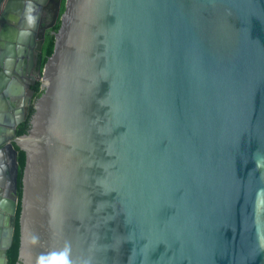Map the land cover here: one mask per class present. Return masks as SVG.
<instances>
[{"label":"water","instance_id":"water-1","mask_svg":"<svg viewBox=\"0 0 264 264\" xmlns=\"http://www.w3.org/2000/svg\"><path fill=\"white\" fill-rule=\"evenodd\" d=\"M54 1L30 129L0 118V264L14 143L17 264H264V0Z\"/></svg>","mask_w":264,"mask_h":264},{"label":"flooded vegetation","instance_id":"flooded-vegetation-1","mask_svg":"<svg viewBox=\"0 0 264 264\" xmlns=\"http://www.w3.org/2000/svg\"><path fill=\"white\" fill-rule=\"evenodd\" d=\"M8 1L9 0L0 1V56L3 57V59L0 58V88L3 87L0 95H5V91H7V87L9 86L13 87L17 85L22 87V90L15 98H9L12 99V102H9L8 99H5L7 107H0V118L5 121L6 118H8V115H11V119L15 121L20 120L16 126V133L14 136V139H16L22 136L17 135V129L27 120L30 109H34V103L37 99L35 97L34 88L37 83H40V90L42 91L41 81L37 78L39 72L43 69L40 65V58L43 45L45 43V37L48 32H53L52 25L56 14V9L53 11L49 10L50 3L54 0H47L45 5L40 8V10L38 7L39 3L35 2V0H21L22 2L20 1L18 4L13 3L10 8L8 6ZM7 9L10 10L8 14ZM4 15L7 18L6 21L11 23L10 25L12 30L16 32L19 38L21 35V43L25 49V53H23V55H25L21 67H18V63H16L15 59H12V56L10 59L8 58L12 54H10V51L8 50V42L5 41V43L3 41V38L6 37V34H4L3 30L5 27L1 26V23L3 22L2 17H4ZM30 17L32 18L31 20L29 19ZM24 31L27 34L23 35L22 38V33ZM18 36L14 37L15 42L17 41L16 43H13L14 46L18 45L19 43ZM12 38L13 37L11 36L9 39L13 42ZM41 41H43L41 45L42 48L39 50L38 47ZM15 53H17V50ZM18 68L19 70L16 72V74H18L16 75L15 71ZM30 90L33 91L31 99H29ZM5 128L6 131L4 134L9 135V126L6 125ZM16 146L18 147V145L14 143L15 149Z\"/></svg>","mask_w":264,"mask_h":264},{"label":"trees","instance_id":"trees-1","mask_svg":"<svg viewBox=\"0 0 264 264\" xmlns=\"http://www.w3.org/2000/svg\"><path fill=\"white\" fill-rule=\"evenodd\" d=\"M65 10V0L61 2L60 14H62ZM60 27V20L58 19L57 23L53 26L52 31L48 32L45 37V43L43 45L41 58H40V65L43 68L44 64L46 63L48 57L53 53L54 44H55V33L58 31ZM35 97L38 98L42 91L40 90V83H37L35 86ZM34 114V109H30L29 116L27 120L22 123L19 128L17 129V135H25L27 134L28 130L30 129V120L32 115ZM18 150V165H19V175H18V190H17V207L15 213V225L13 231V242L12 246L7 250V259L8 264H17L19 258V248H20V214H21V198H22V178H23V171L26 162V154L23 150L16 146Z\"/></svg>","mask_w":264,"mask_h":264},{"label":"bare ground","instance_id":"bare-ground-1","mask_svg":"<svg viewBox=\"0 0 264 264\" xmlns=\"http://www.w3.org/2000/svg\"><path fill=\"white\" fill-rule=\"evenodd\" d=\"M56 2H54V1H52L51 3H50V6H49V10L50 11H53V10H55L56 9ZM25 55V54H24Z\"/></svg>","mask_w":264,"mask_h":264},{"label":"clouds","instance_id":"clouds-1","mask_svg":"<svg viewBox=\"0 0 264 264\" xmlns=\"http://www.w3.org/2000/svg\"><path fill=\"white\" fill-rule=\"evenodd\" d=\"M29 19L31 20L32 18L30 17ZM64 264H68V261H67V260H65Z\"/></svg>","mask_w":264,"mask_h":264},{"label":"crops","instance_id":"crops-1","mask_svg":"<svg viewBox=\"0 0 264 264\" xmlns=\"http://www.w3.org/2000/svg\"><path fill=\"white\" fill-rule=\"evenodd\" d=\"M1 113V112H0ZM4 123V121L2 120V122H1V124H3Z\"/></svg>","mask_w":264,"mask_h":264},{"label":"rangeland","instance_id":"rangeland-1","mask_svg":"<svg viewBox=\"0 0 264 264\" xmlns=\"http://www.w3.org/2000/svg\"><path fill=\"white\" fill-rule=\"evenodd\" d=\"M11 218V217H10Z\"/></svg>","mask_w":264,"mask_h":264}]
</instances>
